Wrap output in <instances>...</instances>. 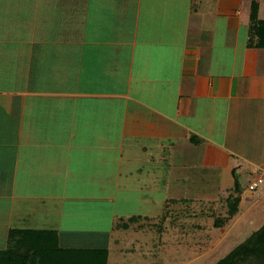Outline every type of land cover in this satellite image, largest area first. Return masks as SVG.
I'll list each match as a JSON object with an SVG mask.
<instances>
[{
	"label": "crops",
	"instance_id": "crops-1",
	"mask_svg": "<svg viewBox=\"0 0 264 264\" xmlns=\"http://www.w3.org/2000/svg\"><path fill=\"white\" fill-rule=\"evenodd\" d=\"M208 1L0 0V253L10 234L127 264L112 233L156 225L125 212L129 192L153 203L160 176L136 162L154 142L169 154L153 170L220 168L225 193L236 173L252 183L264 144L242 134L252 116L264 133V48L249 47L264 1Z\"/></svg>",
	"mask_w": 264,
	"mask_h": 264
},
{
	"label": "rangeland",
	"instance_id": "rangeland-1",
	"mask_svg": "<svg viewBox=\"0 0 264 264\" xmlns=\"http://www.w3.org/2000/svg\"><path fill=\"white\" fill-rule=\"evenodd\" d=\"M210 2L207 0V4ZM251 118L253 116L246 119L245 131L242 134L244 146L251 141L256 142L255 140L259 138L256 145L262 147L264 133H254L255 126L251 122ZM164 129L165 135L159 136V138L178 137V133H174L173 128L164 126ZM151 147L154 153L151 151L141 155L136 163L142 161L149 175L160 176L156 182L147 181V185L153 186L154 192H156L153 203L141 200L136 203L132 199L134 192H129L126 195L129 198L125 203V212L132 215L141 214L146 217H156L154 222L156 225L152 230H144L145 233L138 231L139 233L134 234L132 231L117 232L114 230L112 238L118 241L122 240L124 249L134 250L133 253L127 254L124 251L116 252L117 254H113L114 257L122 260L124 255V260H128L127 264H137V261L138 264H217L223 261L229 252L246 240L251 238L253 240L260 230H264V173L262 172L264 166L255 173L252 183L262 180L255 190L248 189L249 180L246 174L238 176L236 173L237 190L235 191V188L232 187L233 193H225L219 184V176L222 174L220 168L175 167L167 169L166 166H161L159 171L153 170L155 162L150 159L156 157L157 154L158 156L164 154L167 157L169 147L163 145L158 148L155 142ZM250 149H252L251 144ZM259 153L264 161V150L259 149ZM225 184L229 185V183ZM146 192H144L145 198L149 196V193ZM233 195L237 199H234ZM228 197L229 200L225 202ZM255 199V205H252ZM229 207L231 211L234 209L233 214H236L237 211L240 213L236 217L232 216L234 219L231 224L228 223L230 220ZM242 209H248V211L243 214ZM241 213L244 215L242 220L238 219ZM133 220L136 218L134 217ZM227 224L233 226H230L229 235L221 240ZM260 242L264 243V239L258 238L254 244L259 245ZM145 259L146 261H144ZM257 259L260 264H263V259L260 260L259 257ZM253 262L255 264V260L249 256L248 262L243 264ZM117 264L122 263L117 262Z\"/></svg>",
	"mask_w": 264,
	"mask_h": 264
},
{
	"label": "trees",
	"instance_id": "trees-1",
	"mask_svg": "<svg viewBox=\"0 0 264 264\" xmlns=\"http://www.w3.org/2000/svg\"><path fill=\"white\" fill-rule=\"evenodd\" d=\"M256 2L253 3L251 9V24H250V38L251 42L249 47L253 48H264V21L258 20L256 17ZM257 37V41L254 39ZM120 226V225H119ZM14 235V234H13ZM23 237L8 236V249L3 253H0V264H93L90 258H96L95 264H104L103 252H95L91 256L88 255L78 258L75 257L72 251L58 252L61 254L58 257H54V252L48 249L46 246L38 247L37 245H32L25 243L22 240ZM261 238L264 239V230H260L258 234L253 237V240ZM251 239L246 240L243 244L235 248L233 251L229 252L227 257L217 264H243L248 262L249 256L255 260V264H260L259 259L264 260V243L259 245L254 244ZM90 255V256H89ZM75 257V258H72ZM259 262V263H258ZM263 262V261H262ZM251 264H254L251 263ZM264 264V262H263Z\"/></svg>",
	"mask_w": 264,
	"mask_h": 264
},
{
	"label": "built area",
	"instance_id": "built-area-1",
	"mask_svg": "<svg viewBox=\"0 0 264 264\" xmlns=\"http://www.w3.org/2000/svg\"><path fill=\"white\" fill-rule=\"evenodd\" d=\"M262 172L264 173V169L262 170ZM261 182H262V180H259L258 183H251V184L249 185V189H250V190H255V188H257L258 185H259V183H261Z\"/></svg>",
	"mask_w": 264,
	"mask_h": 264
}]
</instances>
